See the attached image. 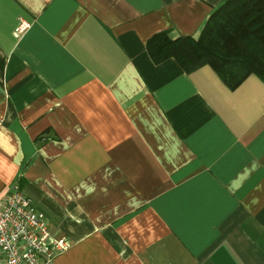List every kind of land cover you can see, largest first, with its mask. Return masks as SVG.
Wrapping results in <instances>:
<instances>
[{"label": "crops", "instance_id": "1", "mask_svg": "<svg viewBox=\"0 0 264 264\" xmlns=\"http://www.w3.org/2000/svg\"><path fill=\"white\" fill-rule=\"evenodd\" d=\"M223 2L0 0V198L69 240L54 264H264V82L145 47Z\"/></svg>", "mask_w": 264, "mask_h": 264}, {"label": "trees", "instance_id": "2", "mask_svg": "<svg viewBox=\"0 0 264 264\" xmlns=\"http://www.w3.org/2000/svg\"><path fill=\"white\" fill-rule=\"evenodd\" d=\"M145 47L155 65L173 58L186 73L209 66L230 89L249 75L264 82V0H224L198 36L162 30Z\"/></svg>", "mask_w": 264, "mask_h": 264}, {"label": "built area", "instance_id": "3", "mask_svg": "<svg viewBox=\"0 0 264 264\" xmlns=\"http://www.w3.org/2000/svg\"><path fill=\"white\" fill-rule=\"evenodd\" d=\"M31 202L16 185L0 198V264H54L70 246L51 235L45 215Z\"/></svg>", "mask_w": 264, "mask_h": 264}]
</instances>
